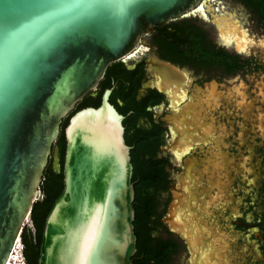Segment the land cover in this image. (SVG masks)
<instances>
[{"label": "water", "instance_id": "95a60500", "mask_svg": "<svg viewBox=\"0 0 264 264\" xmlns=\"http://www.w3.org/2000/svg\"><path fill=\"white\" fill-rule=\"evenodd\" d=\"M200 1L0 0V264L24 227H33L50 158L60 171L54 143L66 118L63 188L45 218L37 264H133L135 190L125 117L109 101L112 89L98 107L74 110L143 36ZM155 76L164 82L162 73ZM185 149L173 147L179 154ZM181 202L174 195L166 222L184 237L196 264L201 253L192 252L188 236H205L183 216L191 233L180 230L174 215Z\"/></svg>", "mask_w": 264, "mask_h": 264}, {"label": "flooded vegetation", "instance_id": "af4514ba", "mask_svg": "<svg viewBox=\"0 0 264 264\" xmlns=\"http://www.w3.org/2000/svg\"><path fill=\"white\" fill-rule=\"evenodd\" d=\"M119 63L125 70L135 73L136 79L124 80L122 72L116 68L110 72V66L95 91L110 84L103 92L112 89L111 96L117 92L121 96L117 99V105L127 107L122 95L131 93L133 83L137 81L134 100L139 107L123 115V126L128 117L131 125L132 144L128 146L132 147L131 152L135 149L136 129L146 133L150 136L151 143L148 144L154 148L152 156L143 155V158L150 159L154 169L158 164L162 166V177L154 188L153 215L143 224L139 223L137 229L153 251L157 252L162 244L170 246L172 250H166L168 255H164L159 262L142 254L134 258L133 264H190L188 256L191 254L184 237L170 232L166 219L174 200V191L183 201L179 188L182 181L177 176L183 172L179 161L186 167V164H198L199 160L188 155V152L182 154L179 160V153L173 147L181 140L179 130L195 128V111L210 110L209 90L221 96L246 92L252 97H264V0H201L194 9L156 26L150 34L142 37L141 44L129 59ZM156 73L163 74V83H160L159 76H155ZM148 82L152 83L151 87L140 94V89ZM157 85H161L164 91L158 90ZM94 92L90 95L96 96ZM135 111L142 115L134 118ZM205 162L211 164L209 158ZM49 163L51 165V158ZM206 171L210 173L208 179L211 180L207 187H200V191L209 189L208 186L216 179L213 171ZM195 175L199 176L200 172ZM194 189L190 195L198 194V188ZM249 227L264 238V217ZM230 236L231 233L224 231L222 255L229 245ZM182 249L186 252L180 257ZM196 264L227 263L218 255L214 261L198 259Z\"/></svg>", "mask_w": 264, "mask_h": 264}, {"label": "rangeland", "instance_id": "374dc122", "mask_svg": "<svg viewBox=\"0 0 264 264\" xmlns=\"http://www.w3.org/2000/svg\"><path fill=\"white\" fill-rule=\"evenodd\" d=\"M208 95L210 110L195 111V128L179 130L177 147L188 149L177 157L181 160L180 156L188 152L199 161L186 167L179 161L183 172L177 176L182 181L179 188L183 201L177 216L196 222L197 227H192L204 234L205 240H200L197 247L199 260L214 261L219 255L227 264H264V238L249 227L264 217V97H252L246 92L221 96L210 90ZM206 158L211 164H206ZM207 169L214 172L216 179L209 189L200 191L211 180ZM195 171L200 175L196 176ZM195 187L198 194L191 196ZM224 231L231 236L222 255ZM196 237L202 238L198 233ZM185 252L182 249L179 256Z\"/></svg>", "mask_w": 264, "mask_h": 264}, {"label": "trees", "instance_id": "16d2710c", "mask_svg": "<svg viewBox=\"0 0 264 264\" xmlns=\"http://www.w3.org/2000/svg\"><path fill=\"white\" fill-rule=\"evenodd\" d=\"M114 68L119 69L122 72V79L131 80L133 77H135L136 79V76H134L135 73L125 70L121 63L118 62L111 65L110 72H112ZM109 86L110 84H105L101 87V90L95 91L93 94L97 93L96 96L90 95L91 93L87 95L82 100V102L76 106L75 110H79L85 107H98L100 105V99L103 89ZM137 87L138 84L136 81L135 83H133L131 93L122 95L127 107H119L117 105V99L121 98V96L118 95L117 92H114L111 96L109 101L115 108L119 110L118 112L120 114L125 115L128 110H135L139 107V105L134 100V94L136 93ZM135 112L136 115H134V118H138L140 114L142 115V113H138V111ZM67 120L68 118L63 120L60 135L57 141L54 143V146L58 148V153L60 156V171L54 172L51 168L50 163L46 167L43 174V180L40 185L41 198L39 197L38 200L33 204L31 211V222L33 225V230L25 226L21 233V241L24 245V257L26 264H37L39 256V246L41 243V236L44 228L45 218L63 188L62 165L65 149L63 129L67 123ZM129 121L130 119L128 117L124 122V126L126 128L125 141L127 145L132 144L130 135L131 125L129 124ZM149 140V135L136 129L135 149L131 152V162L133 165L132 183L135 190V200L133 204L135 209V220L133 224L135 227L134 233L137 238L136 254L133 257V260L134 258H138L142 254H144L146 257H150L156 262H159L161 261V259H163L164 255H168L170 251L172 252L170 246L167 247L166 244H162L157 252L153 251L151 248H149V245L146 244L145 236L143 235L141 237V233L137 229V225L139 223L143 224V222L148 219L149 216L153 215L152 200L154 196V188L156 187V185H158L159 179L162 177L161 164L157 163L158 165L155 166L154 169L152 168L153 162L150 159L143 158V155H153L152 148H154V146L148 144L151 143L149 142ZM136 179L138 180V182ZM166 250L169 252L166 253Z\"/></svg>", "mask_w": 264, "mask_h": 264}, {"label": "built area", "instance_id": "2783aa9c", "mask_svg": "<svg viewBox=\"0 0 264 264\" xmlns=\"http://www.w3.org/2000/svg\"><path fill=\"white\" fill-rule=\"evenodd\" d=\"M27 225L29 226L30 229L33 230V227L29 225V223ZM13 257L16 258L15 261L16 264H26L24 257V245L20 237L18 241L15 243L6 264H14Z\"/></svg>", "mask_w": 264, "mask_h": 264}, {"label": "bare ground", "instance_id": "6f19581e", "mask_svg": "<svg viewBox=\"0 0 264 264\" xmlns=\"http://www.w3.org/2000/svg\"><path fill=\"white\" fill-rule=\"evenodd\" d=\"M178 214V213H177ZM174 217H175V219L177 220V221H180V220H182L183 218H181V216L179 215V216H175L174 215ZM187 225V223H183V221L181 222V223H178V226L180 227V230L181 231H183V232H186L187 234H190L191 233V230H192V226H191V230L190 231H185V227H187L186 226ZM196 233L197 232H195V236H193V234H191L192 236H188V240H189V243H190V245H191V250H192V252L193 253H196V254H199L198 253V251H197V244L199 243V241H198V239L199 238H197L196 237ZM204 235V234H203ZM191 237V238H190ZM15 261H16V258L15 257H13V262H14V264H16L15 263Z\"/></svg>", "mask_w": 264, "mask_h": 264}]
</instances>
